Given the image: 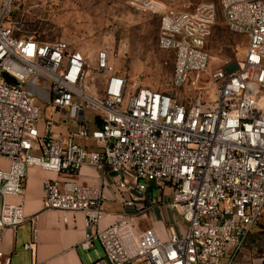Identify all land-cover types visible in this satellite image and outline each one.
Here are the masks:
<instances>
[{
  "label": "built area",
  "instance_id": "obj_1",
  "mask_svg": "<svg viewBox=\"0 0 264 264\" xmlns=\"http://www.w3.org/2000/svg\"><path fill=\"white\" fill-rule=\"evenodd\" d=\"M219 1L227 26L248 39L225 64H238L233 73L212 67L206 49L218 19L212 0H126L160 17L158 45L174 53L169 93L131 85L105 48L91 57L17 35L12 0H0V264L12 262L6 230L27 219L34 240L24 246L36 245L38 216L27 218L23 202L32 166L60 175L45 181L43 208L84 213L81 246L97 241L110 264H232L264 228V0ZM38 101L60 118L44 117ZM86 111L96 113L93 128ZM85 165L111 172L124 203L106 226L104 187L74 179ZM153 202L177 215L165 238L137 228ZM248 264H264V253Z\"/></svg>",
  "mask_w": 264,
  "mask_h": 264
},
{
  "label": "rangeland",
  "instance_id": "obj_2",
  "mask_svg": "<svg viewBox=\"0 0 264 264\" xmlns=\"http://www.w3.org/2000/svg\"><path fill=\"white\" fill-rule=\"evenodd\" d=\"M171 1L177 6L193 8L202 0ZM212 1L218 19L207 39L206 49L211 55V66L218 67L238 59L248 39L227 26L220 1ZM10 18L15 30L23 35L46 41L62 40L91 57L105 48L116 69L127 76L131 85L174 93V53L158 45L160 17L131 8L126 0H12ZM38 103L44 117L60 118L58 110H51L43 101ZM95 115L94 111H86L89 128L95 127ZM5 166L0 160V167ZM153 195L156 199L157 192ZM263 253L264 228L257 227L243 253L232 264H248L252 259L256 262Z\"/></svg>",
  "mask_w": 264,
  "mask_h": 264
},
{
  "label": "crops",
  "instance_id": "obj_3",
  "mask_svg": "<svg viewBox=\"0 0 264 264\" xmlns=\"http://www.w3.org/2000/svg\"><path fill=\"white\" fill-rule=\"evenodd\" d=\"M94 124L96 126L95 122ZM55 130L68 132L66 126L55 127ZM0 160L5 162V167L8 166L5 159ZM58 177L59 174L38 166L29 168L23 202L27 218L32 215L38 216L36 245L34 249H27L24 246L34 240L32 226L27 219L21 226L6 230L1 248L11 254V264H110L97 241L89 250L81 246L87 232L84 213L43 208L44 183L48 179ZM74 179L79 183L104 187L106 196L104 207L107 215L101 226L110 224L125 210L122 198L114 195L115 177L111 172L102 174L95 167L85 165ZM10 200L18 201V198L10 197ZM176 219L177 215L174 212L153 202L146 211L136 215L135 222L139 230L154 228L165 238L166 230Z\"/></svg>",
  "mask_w": 264,
  "mask_h": 264
},
{
  "label": "water",
  "instance_id": "obj_4",
  "mask_svg": "<svg viewBox=\"0 0 264 264\" xmlns=\"http://www.w3.org/2000/svg\"><path fill=\"white\" fill-rule=\"evenodd\" d=\"M225 70L227 71V73H233L238 70V64L235 62L225 65Z\"/></svg>",
  "mask_w": 264,
  "mask_h": 264
},
{
  "label": "trees",
  "instance_id": "obj_5",
  "mask_svg": "<svg viewBox=\"0 0 264 264\" xmlns=\"http://www.w3.org/2000/svg\"><path fill=\"white\" fill-rule=\"evenodd\" d=\"M17 35H23V34L20 31H17ZM36 38L41 39L40 37H37V36H36ZM41 40H43V39H41ZM43 41H45V40H43Z\"/></svg>",
  "mask_w": 264,
  "mask_h": 264
}]
</instances>
